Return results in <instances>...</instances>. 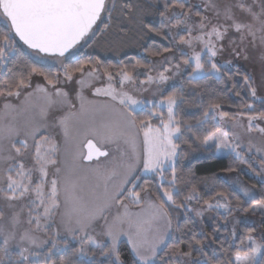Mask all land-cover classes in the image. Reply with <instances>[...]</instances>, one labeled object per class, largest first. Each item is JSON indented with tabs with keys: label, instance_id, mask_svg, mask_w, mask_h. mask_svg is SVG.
<instances>
[{
	"label": "snow or ice",
	"instance_id": "1",
	"mask_svg": "<svg viewBox=\"0 0 264 264\" xmlns=\"http://www.w3.org/2000/svg\"><path fill=\"white\" fill-rule=\"evenodd\" d=\"M125 23L167 41L144 48L162 59L112 64L88 51ZM253 52L264 68V0H0V264H264L255 226L240 236L237 220L217 239L219 225L209 235L179 223L264 218V77L234 63ZM209 81L241 97L239 110ZM53 107L67 111L49 122ZM192 152L228 160L226 174L185 180ZM248 172L258 191L240 182Z\"/></svg>",
	"mask_w": 264,
	"mask_h": 264
},
{
	"label": "trees",
	"instance_id": "2",
	"mask_svg": "<svg viewBox=\"0 0 264 264\" xmlns=\"http://www.w3.org/2000/svg\"><path fill=\"white\" fill-rule=\"evenodd\" d=\"M146 19H152L151 16H146ZM126 30L121 31L120 26L113 24L110 29L103 35L97 38L96 44L94 48H89L88 51L92 52L94 49L98 52L102 59H104L108 63L117 64L120 60L129 61L131 58H142L144 61L156 60L161 57H151L147 56L144 53V48L150 45H153L154 42L156 45H166L167 41H161L159 36H155L151 33H147L145 31H140L136 26L125 23L123 26ZM21 46L26 49L25 46ZM134 62V60H132ZM241 73L248 74L245 70L240 68ZM227 79V77L225 78ZM236 81H240L242 79L241 76L234 77ZM212 85L215 92L212 94L217 97L218 101L221 102L225 108L230 112H236L239 109L236 107L241 101V97L235 96L234 93L231 92H223L221 89L223 85H215L214 82H207ZM207 94L205 95V100H207ZM251 99L250 97L248 98ZM257 107H259V102H257ZM200 111L199 108L191 105L184 106V115H189L192 113H198ZM230 162L228 160H213L208 157L207 154L202 152H192L189 153L187 159L180 161L181 175L185 180L191 178L194 181H201L203 178L208 177L211 178L213 175H225L226 173L223 171L224 168L228 166ZM244 167V166H241ZM247 172V169H245ZM242 179L249 184L250 186L255 185V189L259 190V178L254 176L252 173L248 172V174H241ZM181 192L183 194V190L186 185L181 182L179 185ZM198 187L203 189V184H198ZM235 203V202H234ZM195 205V204H194ZM199 206V205H197ZM248 214L243 212H236V214ZM215 214V213H214ZM216 215V214H215ZM215 222L213 224L205 223L203 225L199 224L197 220L191 213L181 214L179 217V223L181 226L185 225V222L188 221L189 227H195L197 229H203L205 234H211L213 228L219 225L222 229V233L217 236V239H220L223 235H227V231L229 228L225 225L223 219L216 215ZM220 224L219 222H222ZM253 226L242 225L239 230V235H246V229ZM257 230L264 231V220L261 224L256 227ZM187 231V228L184 229ZM256 233H253V235ZM238 243V241L236 242ZM124 258L125 260H130L131 257L129 255V249L125 246L124 249Z\"/></svg>",
	"mask_w": 264,
	"mask_h": 264
},
{
	"label": "rangeland",
	"instance_id": "3",
	"mask_svg": "<svg viewBox=\"0 0 264 264\" xmlns=\"http://www.w3.org/2000/svg\"><path fill=\"white\" fill-rule=\"evenodd\" d=\"M194 2L198 4L200 2V0H194ZM230 35H234V34L230 33ZM166 55H171V54L169 53V54H166ZM229 58H231V57H229L227 53H225L221 57H218V59L222 63L226 59H229ZM160 59H162V57L158 58L156 60H160ZM234 63L238 64L241 69L245 70L249 75L253 76L257 81H259L262 77H264V68L261 67V65H260V63H259V61L257 59V54L255 52L252 53V55L250 56L249 60L240 59L238 61H234ZM34 79L42 81V78H34ZM61 86L64 87L65 90L69 91L70 94H72L73 90L78 87L75 84H72V85H61ZM95 86L99 87V86H103V85L101 84V82L97 81V82H95ZM83 94L85 95L86 99L90 100V101H103L105 99L104 97H95V96L91 95V91L88 88L84 89V93ZM147 95H149V94L145 93V96H147ZM258 95L264 96V89H258ZM72 98L75 99L74 95H72ZM13 103H16V102L13 101ZM76 107L77 108L79 107V102L78 101H76ZM66 111H67L66 109H62V108H59V107H53V108L49 109V114H48L49 122H52L54 120H58L60 117H62L63 115L66 114ZM0 116H3V104L2 103H0ZM25 118L26 117H23V116L19 117V119H21V120H23ZM54 134L57 137V142L59 144H61V146H62L63 145V137H62V133L60 132L59 128H57L55 130ZM228 175L237 176V173H231V174H228ZM239 180H240V182L243 185H246L249 188L252 187V186L247 184L242 179V175L241 174L239 175ZM81 183L84 185L85 189H87L88 182L81 180ZM255 190H257V189H255ZM193 207H199V206L193 204ZM112 211L114 213L115 209H112ZM221 211H223V210H221ZM191 214L194 216V218L197 220V222L199 224H201V225H203L205 223L213 224L215 222V219L217 218L214 213H205L203 219L197 217L194 212H191ZM237 220L240 221V223L236 225V227L238 229V234H239V230H240V227L242 225L258 227L261 224V222L264 220V218H262L259 215H255V216L251 215L250 213H248V214H240V213H238V214H236V215H234L232 217H229L227 222H225V225L230 230L231 227L233 226V223L235 221H237ZM219 223L222 224L223 221L219 222ZM261 232H264V231L261 230V229L257 230L256 234H254V235L258 236Z\"/></svg>",
	"mask_w": 264,
	"mask_h": 264
},
{
	"label": "water",
	"instance_id": "4",
	"mask_svg": "<svg viewBox=\"0 0 264 264\" xmlns=\"http://www.w3.org/2000/svg\"><path fill=\"white\" fill-rule=\"evenodd\" d=\"M22 43V42H21ZM26 47V46H25ZM87 151V149L85 148V152Z\"/></svg>",
	"mask_w": 264,
	"mask_h": 264
}]
</instances>
